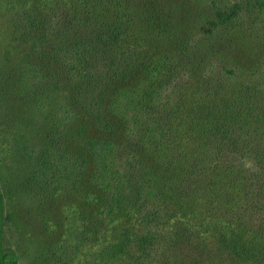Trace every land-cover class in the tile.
Here are the masks:
<instances>
[{"label":"trees","instance_id":"trees-1","mask_svg":"<svg viewBox=\"0 0 264 264\" xmlns=\"http://www.w3.org/2000/svg\"><path fill=\"white\" fill-rule=\"evenodd\" d=\"M25 1L35 8L24 14L45 63L38 69L63 94L68 130L78 125L85 212L97 206L101 216L114 214L104 221L120 240L104 253L126 260L130 243L156 238L152 246L162 238L141 230L144 210L151 223L171 225L165 264L264 263L263 221L254 218L264 214V169L254 144L256 127L264 125L263 89L228 81L243 68L224 62L238 53L224 40L240 46L241 19L264 0ZM213 40L221 47L214 49ZM128 112L129 126L141 124L148 135L138 138L149 152L144 158L132 146L120 154ZM231 153L240 155L227 160ZM62 156L72 158V151ZM114 157L139 164L129 175V201L111 193L119 185ZM4 209L0 192V264H17L2 250Z\"/></svg>","mask_w":264,"mask_h":264},{"label":"rangeland","instance_id":"rangeland-1","mask_svg":"<svg viewBox=\"0 0 264 264\" xmlns=\"http://www.w3.org/2000/svg\"><path fill=\"white\" fill-rule=\"evenodd\" d=\"M223 1L232 4L236 0ZM240 1L246 6L248 0ZM34 9L30 1L0 0V192L5 204L3 252L14 253L18 257L17 264H165L168 259L166 233L172 231L171 225L151 223L144 210L139 215L141 230L145 231L144 234L157 230L162 238L159 239L158 235L159 240L152 246L151 241L156 238L143 246L130 243L132 253L126 260L116 257L115 252L110 255L104 253L111 240H120V235L111 236V227L104 221V215L111 219L114 214L106 216L103 212L101 216L97 206L88 208V215L85 212L82 198L84 175L80 161L82 144L75 134L78 125L68 130V106L63 94L55 91L52 80L45 78L38 69L45 63L39 62L30 17L24 14L27 10L30 15ZM241 22L244 30L240 46L232 42L234 38L224 40L237 48L238 53H233V60L225 59L224 62L228 66L241 65L243 69L239 68L226 78L232 83L241 80L261 86L263 91H260L258 99L264 108V7L246 13ZM211 43L215 44L214 49L220 46L214 40ZM209 49L212 48L208 47L206 52L210 55ZM126 117L128 122L121 135L119 149L122 159L129 146L137 148L139 157L144 158L149 152L145 150V144L144 149L138 146V138H148V135H144L141 124L129 126V112ZM137 127L136 132L130 133L129 128L134 131ZM127 131L131 135L128 136ZM256 135V153L262 159L260 167L264 169V125L261 123L256 127ZM68 149L72 151V158L62 156ZM239 155L231 153L225 158L238 159ZM249 159L254 161L252 157ZM113 160L111 167H116L117 174L112 180L119 181V185L111 188V193L121 197L122 201L125 198L129 201V175L136 176L139 164L133 160L129 167L126 160L120 161L119 157ZM256 205L259 211L263 207V203ZM120 206L116 207V212L126 215L127 211L123 206L120 210ZM254 218L263 221L261 229H264V214ZM255 220L253 224H256ZM95 223L98 226L93 229ZM227 258L228 255L223 263Z\"/></svg>","mask_w":264,"mask_h":264}]
</instances>
